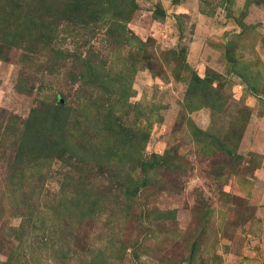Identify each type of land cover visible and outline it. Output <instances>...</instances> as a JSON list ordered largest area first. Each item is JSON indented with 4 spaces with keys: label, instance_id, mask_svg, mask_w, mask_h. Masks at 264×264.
Wrapping results in <instances>:
<instances>
[{
    "label": "rangeland",
    "instance_id": "rangeland-1",
    "mask_svg": "<svg viewBox=\"0 0 264 264\" xmlns=\"http://www.w3.org/2000/svg\"><path fill=\"white\" fill-rule=\"evenodd\" d=\"M0 264H264V0H0Z\"/></svg>",
    "mask_w": 264,
    "mask_h": 264
},
{
    "label": "trees",
    "instance_id": "trees-1",
    "mask_svg": "<svg viewBox=\"0 0 264 264\" xmlns=\"http://www.w3.org/2000/svg\"><path fill=\"white\" fill-rule=\"evenodd\" d=\"M231 1V0H229ZM138 40V39H137ZM215 73V72H214ZM212 77L207 75L206 77L202 78L197 72L193 71L192 76L189 82V87L187 91V104H193V103H199V107L203 105H209L215 108L218 104L216 101L221 102L220 95L221 91H210L212 90ZM129 89V88H128ZM190 98V99H188ZM196 105V104H193ZM192 105V106H193ZM46 107V108H45ZM48 107V108H47ZM41 111L44 112H36L33 114V116L28 120L29 121V129L28 133L30 135L33 134V129L39 133L38 140H34L35 144H38L37 146L34 145L31 152H43L44 154L48 153L49 149L52 151V155L54 153H61L64 152L65 155L66 153L71 150L74 154V146L71 145L69 149V144L67 141H65V136L64 134V128L67 123V118H68V111L69 108L63 103H60L58 106L50 105L43 103L41 107ZM40 111V110H36ZM44 120V122H48L46 128H41L39 123ZM44 130L45 133H44ZM148 137V136H147ZM146 137V138H147ZM145 139V138H143ZM25 143V142H24ZM24 150V147L22 148ZM23 153V152H22ZM64 155V154H63ZM78 156H76L77 158ZM150 164V163H145ZM152 165V164H150ZM74 198L71 197L70 200Z\"/></svg>",
    "mask_w": 264,
    "mask_h": 264
}]
</instances>
